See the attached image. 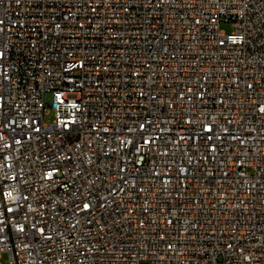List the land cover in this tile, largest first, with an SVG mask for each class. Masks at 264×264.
Listing matches in <instances>:
<instances>
[{
  "label": "built area",
  "instance_id": "1",
  "mask_svg": "<svg viewBox=\"0 0 264 264\" xmlns=\"http://www.w3.org/2000/svg\"><path fill=\"white\" fill-rule=\"evenodd\" d=\"M0 264H264V0H0Z\"/></svg>",
  "mask_w": 264,
  "mask_h": 264
},
{
  "label": "rangeland",
  "instance_id": "2",
  "mask_svg": "<svg viewBox=\"0 0 264 264\" xmlns=\"http://www.w3.org/2000/svg\"><path fill=\"white\" fill-rule=\"evenodd\" d=\"M221 29L224 30L226 33H233L235 31V29L230 24H223ZM53 119H54V112L50 110L49 113L46 115V120L48 122H51L53 121Z\"/></svg>",
  "mask_w": 264,
  "mask_h": 264
}]
</instances>
